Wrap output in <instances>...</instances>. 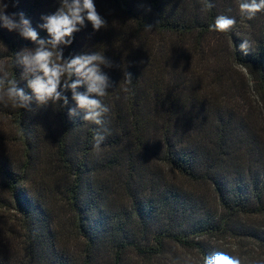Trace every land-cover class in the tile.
<instances>
[{"label": "trees", "instance_id": "obj_1", "mask_svg": "<svg viewBox=\"0 0 264 264\" xmlns=\"http://www.w3.org/2000/svg\"><path fill=\"white\" fill-rule=\"evenodd\" d=\"M241 2L94 0L105 26L85 20L53 47L42 17L62 0H0L53 63L102 55L106 95H89L109 108L101 125L85 120L64 84L88 85L67 72L68 103H40L29 81L43 73L22 61L41 45L0 20V79L32 97L0 101V264H264V10L249 18ZM219 15L235 25L212 30ZM229 87L258 94L262 123L240 116Z\"/></svg>", "mask_w": 264, "mask_h": 264}, {"label": "clouds", "instance_id": "obj_2", "mask_svg": "<svg viewBox=\"0 0 264 264\" xmlns=\"http://www.w3.org/2000/svg\"><path fill=\"white\" fill-rule=\"evenodd\" d=\"M63 6L54 14L43 16L46 21L41 27L45 28L51 37L47 43L56 47L60 44H71L72 34L79 29L77 25H83L85 20L92 24L94 30L98 31L105 26L106 21L98 13L94 0H62ZM8 4L0 3V20L3 21V26L9 31L19 30L20 33L30 38L32 41H37L41 47L34 54H26L23 57V63L30 70H39L43 75H37L35 79L29 81V87L35 94L36 99L40 103H47L49 100L63 99L64 104L68 103L67 97H63L58 91L61 84V77L67 72L69 75L75 73L83 78L86 82L87 93L76 92V89L82 83L78 79L71 84L65 83V88H71L73 91V99L77 102V106L85 110L84 119L91 121L95 125L103 123V116L109 112V108L104 105L100 99L92 98L89 94L95 93L100 97L106 95L105 88L107 86V77L100 72L99 65L105 63L104 57L100 54L77 56L66 63H53L51 57L53 52L46 50L43 46L44 40H38V32L30 26V22L25 18L23 12H13L6 14ZM207 7L211 8L212 4L208 3ZM240 9L247 13L249 18H252L257 12L264 10V0H242ZM19 16V22L16 17ZM236 21L234 18L225 15L216 17L214 24L210 28L214 31L225 32L229 31ZM148 27H151L150 25ZM240 50L247 54L250 47L248 41L240 44ZM5 81L0 79V101L5 97L13 101L17 107H26L32 99L27 95L22 88H18L15 81H8V87L4 88ZM75 109L70 111L74 114ZM95 147L99 148L104 136L99 133L95 136ZM238 264L237 261L231 260L223 254H216L207 259L206 264Z\"/></svg>", "mask_w": 264, "mask_h": 264}, {"label": "rangeland", "instance_id": "obj_3", "mask_svg": "<svg viewBox=\"0 0 264 264\" xmlns=\"http://www.w3.org/2000/svg\"><path fill=\"white\" fill-rule=\"evenodd\" d=\"M226 69H230L234 73L235 72L239 73V70L237 68L234 69L229 62L224 63V67L222 68V71L225 72ZM215 72L208 71L210 75H214ZM223 85L225 84L223 83ZM217 92L220 93V89H218ZM225 93L229 97L228 101L233 102V104H235L239 109L240 116L241 115L244 116V119H247L248 121H252L254 124L256 123V115H257L258 124L262 123L260 122L261 119L259 118L258 114H256L257 108L260 109V105H261V99L256 92L250 91L248 95H245L241 88L240 89L238 88V91H236L235 88L229 87V88H225ZM227 105H230L229 107L226 108L227 111L234 110V106H231V103H228ZM259 130L264 133V126L259 127ZM4 215L10 216V214L5 213L4 210L3 211L0 210V217Z\"/></svg>", "mask_w": 264, "mask_h": 264}]
</instances>
